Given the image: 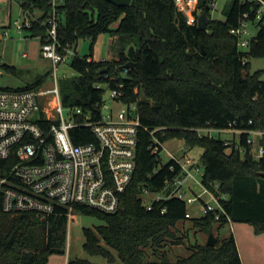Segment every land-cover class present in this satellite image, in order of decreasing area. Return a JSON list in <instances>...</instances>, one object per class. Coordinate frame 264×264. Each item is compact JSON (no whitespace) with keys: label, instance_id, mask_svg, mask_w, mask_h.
<instances>
[{"label":"trees","instance_id":"obj_1","mask_svg":"<svg viewBox=\"0 0 264 264\" xmlns=\"http://www.w3.org/2000/svg\"><path fill=\"white\" fill-rule=\"evenodd\" d=\"M50 1L19 0L26 12H39L29 30L39 36L41 44L46 33L41 22L53 7ZM207 2L199 0L197 5L207 12V31L198 30L196 14L187 23L172 0H131L127 6L106 0H62L56 7L60 51L75 46L80 38L93 41L104 31L124 46L118 61H87L92 53L82 57L76 53L69 61L76 74L60 82L62 105L93 106L102 95V89L95 87L102 73L117 77L124 83V100L137 102L144 126L159 128L157 136L162 141L176 138L188 149H203L199 157L203 167L200 183L219 197L224 210L218 222L212 213L186 218V205L177 198L154 202L147 209L141 187L161 189L181 166L171 159L160 167V158L148 151V134L140 131L135 171L120 195L118 209L102 213L76 205V211L94 214L102 221L95 230L83 228V249L90 255L105 257L109 263L242 264L233 234L220 242L216 238L213 246L195 242L188 248L189 255L169 260L161 248L167 239L179 243L175 226L181 220L191 219L193 228L210 234L213 224L221 226L228 217L231 222L250 223L255 233L264 235V157H254L247 143L249 130H264V80L258 71L249 72V58L262 48L264 30L257 31L249 50H238L228 30L251 10V4L231 1L222 9L224 19L214 20ZM114 23L117 26L112 28ZM131 45L134 64L124 68L128 62L126 49ZM103 68L105 72H100ZM124 70L126 76H122ZM42 83L38 79L22 88H36ZM201 128L239 129V142L226 143L197 132ZM70 136L74 144L93 139L87 127L70 130ZM259 143L264 147V136ZM6 170L2 162L0 175ZM58 212L40 218L32 212L6 213L0 207V264H46L50 254L63 253L68 219L63 209ZM148 248L156 259H149ZM110 250L116 252V257ZM66 264L96 263L75 258Z\"/></svg>","mask_w":264,"mask_h":264},{"label":"built area","instance_id":"obj_2","mask_svg":"<svg viewBox=\"0 0 264 264\" xmlns=\"http://www.w3.org/2000/svg\"><path fill=\"white\" fill-rule=\"evenodd\" d=\"M172 1L187 23L192 21L194 14L198 17L202 11L197 8L199 0ZM236 1L251 4V10L244 12L237 24L228 30L235 39L237 49L246 50L254 39L251 28L264 30V0ZM50 2L53 7L41 22V26L46 27L41 52L53 65L51 85L41 84L29 89L0 88V169L2 162L7 166L6 172L0 175V207L6 213L32 212L40 218L56 215L61 208L68 221L74 216L76 205L113 213L118 209L120 195L135 171L140 131L148 134L147 148L156 159L165 149L164 141L157 136L159 128L150 129L141 123L137 102L124 100V83L107 73H102V80L95 83L96 88L102 89V95L93 106L62 105L60 80L68 76L64 73L59 77L58 64L69 62L76 52L73 45L59 50V14L56 7L62 0ZM215 5L216 0H208L209 12L215 9ZM15 23L19 31L32 27V21L26 18L22 24L19 21ZM86 60L96 59L87 56ZM134 91L137 92V88ZM106 92L109 94L108 102L104 99ZM63 108L68 110V120L63 116ZM77 127H87L93 139L74 144L70 130ZM207 129L209 133L211 128ZM225 130L241 132L239 129ZM248 134L247 143L251 145L253 156L264 157V147L259 143L264 130H249ZM181 148L184 152L180 159L168 152L171 159L181 166L178 174L168 178L157 191L141 187V195L155 194L145 206L151 209L154 202L170 198L182 200L185 205L201 201L204 213H212L216 221H221L224 210L219 197L196 179L192 170L199 167H192L194 162L188 156V148ZM170 170L173 171V166ZM190 179H195L202 186L199 196L191 192ZM187 191L191 193L187 195ZM205 194L216 202L215 206L202 199ZM163 212L165 208L161 209ZM185 217H191L188 211ZM226 220L231 223L228 217Z\"/></svg>","mask_w":264,"mask_h":264},{"label":"rangeland","instance_id":"obj_3","mask_svg":"<svg viewBox=\"0 0 264 264\" xmlns=\"http://www.w3.org/2000/svg\"><path fill=\"white\" fill-rule=\"evenodd\" d=\"M232 0H216L215 9L210 11V18L214 20H223L224 15L222 9ZM11 4V5H10ZM19 4V0H10L4 3L0 0V88H21L25 87L38 79L43 80L44 86L51 85L53 81V65L51 61L42 56L41 52V40L39 36H33L28 28H22L20 31L17 29L15 21H19V24L24 23L25 18L30 21L37 16L39 12L33 13L26 12ZM200 13V11H199ZM114 28L116 23L112 24ZM257 33L256 28H251V36L255 37ZM110 35L109 32H99L96 37L80 38L78 39L74 47V51L79 56H84L92 53V56L96 61L110 60L118 61L119 53L123 50L124 46L116 44V39ZM129 46L126 49L128 50ZM246 50H249L246 49ZM245 51V49H244ZM25 54V55H23ZM250 66L249 72H259V77L264 80V44L257 54L252 55L249 58ZM8 65L13 67L12 71L6 69L4 66ZM58 74L61 78L65 73L66 78L73 77L76 74L73 68L70 67L69 62L58 64ZM122 76H126V71L122 72ZM62 80H60L61 82ZM108 92L104 94V99L108 102ZM68 110L63 108V116L68 120ZM201 134H209L216 138H220L227 142H239V134L231 130L218 131L214 128L208 132L207 128L199 129ZM257 138V137H256ZM256 142V140H255ZM184 143L176 138L168 139L164 141V148L160 153L159 166L165 165L171 156L170 152L176 158L180 159L184 150L181 148ZM255 147V146H254ZM203 149L195 146L188 149V156L193 158V174L197 180H200L203 172V167L199 161L200 154ZM188 184L191 187V192L198 195L202 191V186L195 179L188 180ZM187 191L186 194L191 193ZM193 194V195H194ZM155 194L141 195V199L144 204H147L153 199ZM204 201H209L211 205L216 204L209 198L207 194L202 196ZM203 202L197 201L193 204H187V211L192 218L200 217L204 215L202 209ZM73 217L67 223L66 236L64 241V252H55L48 256L46 264H66L69 259H86L96 264H120L119 261L110 262L101 255H90L82 247L84 242L83 228H95L102 224L98 216L94 214H84L80 211L74 210ZM176 235L179 236V243H175L169 239L164 241L161 250H165L169 260L174 261L178 257H185L189 255L188 248L197 243H206L209 234L200 232L193 228L191 219L181 220L177 222ZM211 233L220 241L228 238L230 234H233L240 257L243 264H264V235L254 232L253 227L247 223L231 222L225 223L221 226L213 224ZM116 257V252L110 250ZM149 259H156L153 256L152 250L147 249Z\"/></svg>","mask_w":264,"mask_h":264},{"label":"water","instance_id":"obj_4","mask_svg":"<svg viewBox=\"0 0 264 264\" xmlns=\"http://www.w3.org/2000/svg\"><path fill=\"white\" fill-rule=\"evenodd\" d=\"M116 6H127L131 0H106ZM207 21H208V17H207V12L206 10H202L201 13L198 15L197 17V28H199L198 30L201 31H207ZM134 56V45L129 46L128 51H127V58H128V62L126 64H124V68H132L133 67V58ZM100 72H105V68H103ZM264 175V174H263ZM209 238H207L206 241V245L208 246H213L216 242V237L210 233L208 235Z\"/></svg>","mask_w":264,"mask_h":264},{"label":"crops","instance_id":"obj_5","mask_svg":"<svg viewBox=\"0 0 264 264\" xmlns=\"http://www.w3.org/2000/svg\"><path fill=\"white\" fill-rule=\"evenodd\" d=\"M4 1V3H6V2H8V1H10V0H3ZM11 5V4H10ZM239 134V133H238ZM201 244H203V243H201ZM237 246V245H236ZM237 249H238V247H237ZM238 253H239V251H238ZM239 255H240V253H239ZM241 256V255H240ZM240 259H241V257H240ZM67 263V262H66ZM241 263H242V260H241ZM243 264V263H242Z\"/></svg>","mask_w":264,"mask_h":264}]
</instances>
